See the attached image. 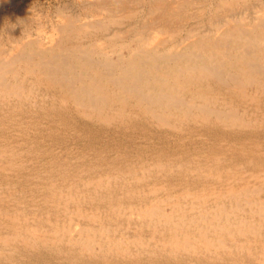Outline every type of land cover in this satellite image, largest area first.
<instances>
[{
	"label": "bare ground",
	"instance_id": "obj_1",
	"mask_svg": "<svg viewBox=\"0 0 264 264\" xmlns=\"http://www.w3.org/2000/svg\"><path fill=\"white\" fill-rule=\"evenodd\" d=\"M71 1L0 0V264H264V0Z\"/></svg>",
	"mask_w": 264,
	"mask_h": 264
},
{
	"label": "rangeland",
	"instance_id": "obj_2",
	"mask_svg": "<svg viewBox=\"0 0 264 264\" xmlns=\"http://www.w3.org/2000/svg\"><path fill=\"white\" fill-rule=\"evenodd\" d=\"M252 2H253V0H252ZM67 3L68 4L70 3V4L68 5ZM24 5H25V9L27 11H31L30 18L33 19V21L31 22L32 23L31 24L32 26H30L31 32H33V30L36 28V24L38 22V21H35V18H37L38 20H40V22L42 21L41 22V25H43L45 27L47 25L46 22L48 20L55 19V16H56V9L55 8H58V7L63 6V5H68L70 11L72 10V12H75V13L77 11H79V9H77V6L75 5V3H73V1H71V0L70 1L69 0H37V1L36 0H25ZM247 12H252V11L251 10L250 11L247 10ZM33 22H34V24H33ZM4 24H5V26L8 25L6 22H4L3 23V27H5Z\"/></svg>",
	"mask_w": 264,
	"mask_h": 264
}]
</instances>
